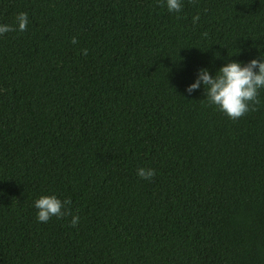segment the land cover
Instances as JSON below:
<instances>
[{
	"label": "trees",
	"instance_id": "obj_1",
	"mask_svg": "<svg viewBox=\"0 0 264 264\" xmlns=\"http://www.w3.org/2000/svg\"><path fill=\"white\" fill-rule=\"evenodd\" d=\"M0 23V264H264V87L237 118L186 90L261 59L264 0H0ZM45 194L70 203L40 222Z\"/></svg>",
	"mask_w": 264,
	"mask_h": 264
},
{
	"label": "clouds",
	"instance_id": "obj_2",
	"mask_svg": "<svg viewBox=\"0 0 264 264\" xmlns=\"http://www.w3.org/2000/svg\"><path fill=\"white\" fill-rule=\"evenodd\" d=\"M169 12H179L181 9V0H164ZM199 19V16H193V23ZM28 23L27 13L21 11L16 16V27L23 31ZM13 30L12 25L0 23V35ZM71 42L75 44L76 37H72ZM87 54V49L81 50ZM204 86L205 95L210 104L231 118L242 116L249 110V102L255 104L258 97V91L264 87V54L261 53V59L252 58L247 63H241L237 60L222 64L216 73L210 74L206 68L198 70L195 80L187 86V91ZM137 175L143 179H151L155 175L152 168H137ZM68 199L63 201L55 194L41 195L33 201L36 209V219L40 222H47L50 217H60L65 214L67 209L64 205L69 204ZM79 221L77 215H72L70 223L75 226Z\"/></svg>",
	"mask_w": 264,
	"mask_h": 264
}]
</instances>
